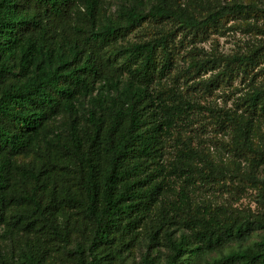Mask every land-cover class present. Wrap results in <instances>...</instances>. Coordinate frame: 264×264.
<instances>
[{"label":"trees","instance_id":"16d2710c","mask_svg":"<svg viewBox=\"0 0 264 264\" xmlns=\"http://www.w3.org/2000/svg\"><path fill=\"white\" fill-rule=\"evenodd\" d=\"M263 16L238 1L0 0V264H124L133 245L143 264L160 252L198 264L254 231L205 264H264V214L232 219L194 200L209 186L264 189L219 171L195 135L204 118L228 153L264 161L249 139L264 119V43L197 46ZM238 79L252 86L244 122L207 100Z\"/></svg>","mask_w":264,"mask_h":264},{"label":"rangeland","instance_id":"374dc122","mask_svg":"<svg viewBox=\"0 0 264 264\" xmlns=\"http://www.w3.org/2000/svg\"><path fill=\"white\" fill-rule=\"evenodd\" d=\"M254 3L264 6V0H193L194 5L207 6L218 2ZM264 43V16L250 19L238 18L232 20L219 33L213 34L203 43L197 45L205 53L230 55L233 53H244L251 46ZM262 67V66H261ZM258 85L264 84V75L255 81ZM252 86L248 80H236L231 86L218 90L208 98L211 107L228 109L238 115L242 122L248 118L243 112V99L251 91ZM199 124L195 125V135L198 145L203 146L206 156L216 168L224 173H236L239 175L252 174L264 183V161L248 164L231 155L218 144L221 136L209 132V122L199 118ZM204 124V125H203ZM200 126V127H197ZM249 139L256 148H264V119H251L249 125ZM22 161V160H21ZM25 161H28L26 159ZM195 203L198 206L204 204L212 208L224 207L225 216L234 219L238 215L248 216L251 219H259L264 214V189L256 186L244 188L238 192L228 191L224 187H206L195 192ZM258 232H251L246 242H231L222 251H212L195 257L198 264H205L211 259L218 258L231 250L244 247L258 239ZM144 249L139 245H133L124 264H143L142 253ZM163 253H151V260L156 264L162 263Z\"/></svg>","mask_w":264,"mask_h":264}]
</instances>
